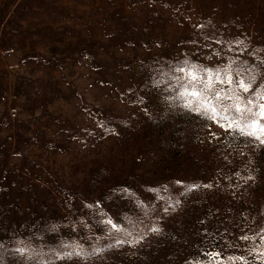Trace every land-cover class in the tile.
Returning a JSON list of instances; mask_svg holds the SVG:
<instances>
[{"label": "rangeland", "instance_id": "374dc122", "mask_svg": "<svg viewBox=\"0 0 264 264\" xmlns=\"http://www.w3.org/2000/svg\"><path fill=\"white\" fill-rule=\"evenodd\" d=\"M229 58L264 59V0H0V264H260L264 145L169 90Z\"/></svg>", "mask_w": 264, "mask_h": 264}, {"label": "snow or ice", "instance_id": "6c2138e0", "mask_svg": "<svg viewBox=\"0 0 264 264\" xmlns=\"http://www.w3.org/2000/svg\"><path fill=\"white\" fill-rule=\"evenodd\" d=\"M238 45L243 41H237ZM264 59L257 64L249 65L247 61L238 63L237 60L229 58L227 63L211 68L205 65L183 61L175 66L172 71L182 75L175 76V83L170 85L169 90H180L174 99L182 101V106L195 115L215 123L228 134L239 133L258 141L264 145ZM168 75V74H164ZM162 81H154L159 85ZM207 187V186H206ZM110 225L111 230L121 231L120 227L111 219L103 221ZM151 231L158 232V228ZM264 232V230H262ZM126 235H131L126 232ZM261 241L259 247L264 248V234H257ZM243 241L254 240L255 237L241 236ZM124 241L118 240L117 243ZM138 240L131 241L137 243ZM0 243V248H2ZM65 248H72L73 251L64 252L59 258H71L73 255H80L83 249L75 244H64ZM78 249V250H77ZM16 252L24 255L29 250L17 248ZM257 252L260 264H264V251H257V248L250 249ZM209 260L205 264H220L217 259L221 256L219 252L205 253ZM233 264H252L243 256H229Z\"/></svg>", "mask_w": 264, "mask_h": 264}]
</instances>
